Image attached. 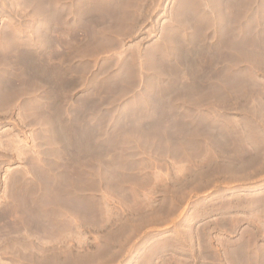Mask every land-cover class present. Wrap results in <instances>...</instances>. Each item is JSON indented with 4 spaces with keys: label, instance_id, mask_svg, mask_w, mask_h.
Returning a JSON list of instances; mask_svg holds the SVG:
<instances>
[{
    "label": "rangeland",
    "instance_id": "374dc122",
    "mask_svg": "<svg viewBox=\"0 0 264 264\" xmlns=\"http://www.w3.org/2000/svg\"><path fill=\"white\" fill-rule=\"evenodd\" d=\"M35 1L0 0V73L38 71L0 264H264V0Z\"/></svg>",
    "mask_w": 264,
    "mask_h": 264
},
{
    "label": "bare ground",
    "instance_id": "6f19581e",
    "mask_svg": "<svg viewBox=\"0 0 264 264\" xmlns=\"http://www.w3.org/2000/svg\"><path fill=\"white\" fill-rule=\"evenodd\" d=\"M32 1V0H31ZM35 1V0H34ZM42 1V0H41ZM47 1V0H46ZM36 3L37 2H39V1H35ZM48 2H50L49 0H48ZM47 2V3H48ZM32 3V2H31ZM41 3V2H40ZM35 4V3H34ZM41 5V4H40ZM48 5V4H47ZM49 6H50V3H49ZM50 8V7H49ZM51 10H53V9H51ZM46 13V12H45ZM49 17V16H48ZM51 17V16H50ZM53 19V18H52ZM50 32V31H49ZM51 34H52V32H51ZM10 40V39H9ZM8 40V41H9ZM11 41V40H10ZM1 43V42H0ZM3 44V43H2ZM1 45V44H0ZM51 46V45H50ZM37 47V46H36ZM11 49V48H10ZM7 50V49H6ZM33 52V51H32ZM1 54V53H0ZM4 54V53H3ZM18 54V53H17ZM21 54V53H20ZM26 54V53H25ZM7 55V54H6ZM40 56V55H39ZM38 56V57H39ZM18 57V56H17ZM20 58H21V56H19ZM27 57V56H26ZM33 57H36V56H32V57H29L30 59L32 58V61H29V62H27L28 60L26 59V63L27 64H25L24 66L22 65V62L23 61H21L20 60V63H21V65L19 66V68L17 69L18 70V72H16V74L18 73V75L16 76V78H13L12 76V78H8V77H6V75L5 74H2V73H0V106H6L7 104H9L10 102H12V98H11V95H9L11 92L9 91V89L10 90H13V92L15 93L14 94V98H17V96H19V95H22V84H23V80H22V74L20 75V73H22V71H23V67H25V69H28V70H31L32 72L31 73H35V74H37V69H36V64L34 63L35 61V59H33ZM4 59V58H3ZM19 59V58H18ZM24 59H25V57H24ZM25 61V60H24ZM39 61V60H38ZM15 62V61H14ZM17 62H19V61H17ZM42 65V64H41ZM23 66V67H22ZM3 68V67H2ZM39 68V67H38ZM5 70V69H4ZM43 70V69H42ZM29 73V72H28ZM22 78H21V77ZM26 76V75H25ZM28 77V76H27ZM38 80V79H37ZM10 92V93H9ZM15 95H16V97H15ZM24 95V94H23ZM13 96V95H12ZM22 97V96H21ZM19 98H20V96H19ZM20 100H22V99H20Z\"/></svg>",
    "mask_w": 264,
    "mask_h": 264
}]
</instances>
